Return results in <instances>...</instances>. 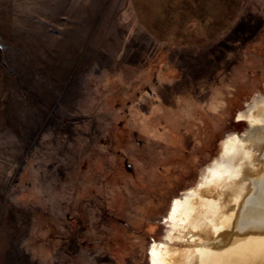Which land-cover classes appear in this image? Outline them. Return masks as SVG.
I'll list each match as a JSON object with an SVG mask.
<instances>
[{
	"label": "rangeland",
	"instance_id": "374dc122",
	"mask_svg": "<svg viewBox=\"0 0 264 264\" xmlns=\"http://www.w3.org/2000/svg\"><path fill=\"white\" fill-rule=\"evenodd\" d=\"M135 2L0 0V264H151L264 94V0L219 32Z\"/></svg>",
	"mask_w": 264,
	"mask_h": 264
},
{
	"label": "bare ground",
	"instance_id": "6f19581e",
	"mask_svg": "<svg viewBox=\"0 0 264 264\" xmlns=\"http://www.w3.org/2000/svg\"><path fill=\"white\" fill-rule=\"evenodd\" d=\"M194 186L173 197L151 264H264V94L237 115Z\"/></svg>",
	"mask_w": 264,
	"mask_h": 264
},
{
	"label": "crops",
	"instance_id": "0c3cea01",
	"mask_svg": "<svg viewBox=\"0 0 264 264\" xmlns=\"http://www.w3.org/2000/svg\"><path fill=\"white\" fill-rule=\"evenodd\" d=\"M241 2L242 0H136L135 3L143 17L153 19L154 26L158 27L156 30L160 27L156 20L161 21L165 17H183V24L189 27L197 25L196 19L202 17L211 18L208 21L211 25L208 32H219L226 18L238 15ZM184 17H191L192 20ZM214 18H219L221 21Z\"/></svg>",
	"mask_w": 264,
	"mask_h": 264
}]
</instances>
